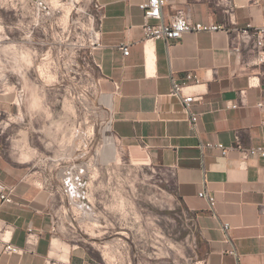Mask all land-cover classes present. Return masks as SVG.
I'll return each mask as SVG.
<instances>
[{"label":"crops","instance_id":"crops-1","mask_svg":"<svg viewBox=\"0 0 264 264\" xmlns=\"http://www.w3.org/2000/svg\"><path fill=\"white\" fill-rule=\"evenodd\" d=\"M98 1L105 16L101 46L93 58L107 95L113 136L137 146L154 165L173 170L178 195L196 220L200 264H264V158L252 157L243 164L236 149L224 155L217 147H200L201 142L231 147L237 136L244 146H264V62L254 63L256 50L238 41L234 30L247 24L252 31L264 28V0H233L232 12L220 0L168 4L163 8L165 22L183 9L195 22L226 24L230 29L188 32L171 43L145 38L144 12L139 8L143 0ZM122 44H129L128 55ZM188 72L199 76V82H188L185 89L202 96L192 105L199 134L192 131L180 98L171 94L173 80L186 82ZM13 104V94L0 93V110L11 114ZM3 122L0 175L15 191L13 203L0 201V218L12 224L13 242L20 247H26L31 228L34 245L24 254H3L0 264H46L50 258L60 264H112L103 251L72 243L71 226L52 231L64 195L46 186L48 180L53 185L52 176L30 171L27 161L7 152L11 124L2 128ZM202 191L215 197L213 211L208 199L199 195ZM225 223L230 225V240ZM55 240L64 258L52 256Z\"/></svg>","mask_w":264,"mask_h":264},{"label":"rangeland","instance_id":"rangeland-1","mask_svg":"<svg viewBox=\"0 0 264 264\" xmlns=\"http://www.w3.org/2000/svg\"><path fill=\"white\" fill-rule=\"evenodd\" d=\"M94 4L0 0V93L14 95L11 114L0 110L2 128L11 124L6 150L52 176L46 186L64 195L58 230L71 226L72 243L112 264H200L173 170L112 134L89 47Z\"/></svg>","mask_w":264,"mask_h":264},{"label":"built area","instance_id":"built-area-1","mask_svg":"<svg viewBox=\"0 0 264 264\" xmlns=\"http://www.w3.org/2000/svg\"><path fill=\"white\" fill-rule=\"evenodd\" d=\"M176 2H178V0H143L139 3V8L144 12L145 21L143 24V29L145 33V38L147 40L164 39L167 43H171L173 41L180 40L188 32L199 33L204 31H230L226 24H217L213 22H195L191 18L190 14L183 9H177L170 21L165 22L163 19V8L168 4L172 5ZM94 3L96 14L94 17V26L91 29V34L89 38V47L91 48V54H93L94 50L101 46V28L102 21L105 16L104 5L101 4L98 0H94ZM220 3L225 7L226 11L228 12H232L235 6L233 0H220ZM234 30L236 31L238 41L249 42L256 50V57L254 59V63L260 64L264 62V28L252 31L251 24H247V26L245 27H236L234 28ZM120 48L123 50L125 55H128L130 53L129 44H122ZM191 81L199 82V76L197 74L188 72L186 74V82H179L173 80L171 94L180 98L184 110L190 115V127L192 131L196 134H199V118L198 114L192 111V105L195 101L201 100L202 96L191 92L187 93L185 91V89L188 87L187 83ZM114 85L116 90H119V83L114 82ZM231 107H237V104L232 103ZM200 147H217L222 151V154L224 155L228 153L230 148L236 149L240 153L241 161L243 164H245L247 160L252 157L264 158L263 145L250 147L244 146L240 142L238 136L236 137V142L231 147H227L221 142H201ZM14 191V186L6 184L2 180L0 175V201L5 203H13ZM199 195L208 199L211 205V210L213 211L216 203L215 197L209 195L206 191L200 192ZM56 216H54V223L52 228V231L54 233L58 232ZM223 229L225 232L226 239L230 240V225L228 223H225ZM13 233L14 230L12 224L0 218V257L3 254H24L25 252L30 251L32 246L34 245V237L31 228H29L28 231L27 244L25 248L17 246L13 242ZM48 262H50V260H47L46 264H48Z\"/></svg>","mask_w":264,"mask_h":264},{"label":"bare ground","instance_id":"bare-ground-1","mask_svg":"<svg viewBox=\"0 0 264 264\" xmlns=\"http://www.w3.org/2000/svg\"><path fill=\"white\" fill-rule=\"evenodd\" d=\"M108 128H110V126ZM106 145L110 150H112V151L114 150L115 143H114V140L112 138L106 139ZM57 249H58V241L55 240L53 243L52 256H61V258H64L65 255L64 254L59 255L57 252ZM49 260H50V262H48V264H54L52 261L53 260L52 258H50Z\"/></svg>","mask_w":264,"mask_h":264}]
</instances>
